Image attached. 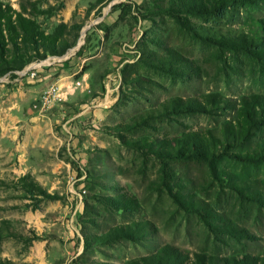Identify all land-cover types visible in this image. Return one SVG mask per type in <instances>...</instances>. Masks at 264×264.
I'll use <instances>...</instances> for the list:
<instances>
[{
  "label": "rangeland",
  "instance_id": "rangeland-1",
  "mask_svg": "<svg viewBox=\"0 0 264 264\" xmlns=\"http://www.w3.org/2000/svg\"><path fill=\"white\" fill-rule=\"evenodd\" d=\"M0 2L45 11L33 18L47 33L66 24L72 44L50 56L59 59L49 65V55L30 62L47 61L35 78L18 79L0 66V264H129L168 247L187 255L189 264L197 255L260 264L264 162L243 157L264 146V126L211 163L162 161L149 150L157 139L186 131L221 137L234 115L165 111L167 101L264 96V63L200 37L245 34L254 50L264 48V0L179 19L157 0ZM181 21L195 25L197 34ZM170 50L192 61L198 74L175 75L153 64ZM52 68V75L42 71ZM54 86L59 98L44 107ZM28 176L34 186L23 183ZM121 189L134 206L108 201ZM176 193L208 204L214 223L209 214L180 206ZM134 224H144V234L115 235Z\"/></svg>",
  "mask_w": 264,
  "mask_h": 264
},
{
  "label": "trees",
  "instance_id": "trees-1",
  "mask_svg": "<svg viewBox=\"0 0 264 264\" xmlns=\"http://www.w3.org/2000/svg\"><path fill=\"white\" fill-rule=\"evenodd\" d=\"M246 1L257 2L258 0H157L158 8L163 9L166 14L180 18V13H191L204 16L209 13L218 12L225 6ZM22 6L21 10L14 9L11 5L0 2V66H6V72L18 70L21 71L34 60H42L47 56L63 55L72 44L66 39L67 25L61 24L53 33H47L37 22L34 15L47 14L34 8V12ZM186 30L193 31L197 34L195 25L189 21H181ZM199 37V35H197ZM203 40L214 42L222 49L232 53H244L253 56L254 59L264 63V48L254 50L251 36L238 33H226L225 35H200ZM199 37V38H200ZM261 39L256 44H260ZM261 45V44H260ZM153 64L165 69L167 72L175 75L196 76L198 73L197 66L192 61L184 59L175 51L170 50L167 56L153 57ZM20 64V65H17ZM22 64V65H21ZM27 65V66H26ZM14 66V67H12ZM21 66V67H20ZM26 66V67H25ZM24 67V68H23ZM21 69V70H19ZM15 72V71H14ZM16 76V75H15ZM170 103L172 106H170ZM164 110H181L192 111L204 110L207 113L228 112L233 110L234 115L231 119L226 120L221 129V137L214 135L212 132L203 133L201 131H186L182 135L173 138L157 139V145L149 150L158 159L165 161L167 159L176 160H196L213 162L222 155L227 154V150L234 143L240 145L246 143L253 135L254 130L264 126V96L252 95L244 96L237 102H230L220 94H210L203 98L190 100L173 99L163 104ZM245 160L253 163L264 162V146H257L252 152L246 153L243 157ZM26 177L23 183L28 186L32 185ZM255 194V193H254ZM174 200L186 210L198 213L209 214L214 223L217 218L208 204L195 195L173 194ZM108 201H114L120 209L132 207L135 205V199L122 191L117 193L115 199L107 198ZM211 223V224H213ZM212 226V225H211ZM145 226L130 225L120 229L115 235L128 234L131 237L144 234ZM126 236V235H123ZM204 257L197 255L192 264H258L256 261H247L239 263L236 261H226L216 259L202 260ZM191 260L181 251L174 247H168L160 250L152 258H145L141 261H131L129 264H189ZM4 264H11L5 262ZM264 264V259L260 261Z\"/></svg>",
  "mask_w": 264,
  "mask_h": 264
},
{
  "label": "built area",
  "instance_id": "built-area-1",
  "mask_svg": "<svg viewBox=\"0 0 264 264\" xmlns=\"http://www.w3.org/2000/svg\"><path fill=\"white\" fill-rule=\"evenodd\" d=\"M58 59L59 58H53V57L49 56L48 57V65L52 63L50 61H57ZM46 62L45 61H35V62L31 63L29 66H27L26 68H24L23 70L15 71L13 73L17 76L18 79H22L25 77L35 78L38 75L37 69L45 67ZM10 75H11V73L5 75V79H7L8 82L10 80L9 79ZM10 82H13V81H10ZM58 92H59V90L57 87L55 90H49V93L45 94L43 97V106L44 107L51 106V103H53L56 99L59 98Z\"/></svg>",
  "mask_w": 264,
  "mask_h": 264
},
{
  "label": "crops",
  "instance_id": "crops-1",
  "mask_svg": "<svg viewBox=\"0 0 264 264\" xmlns=\"http://www.w3.org/2000/svg\"><path fill=\"white\" fill-rule=\"evenodd\" d=\"M53 69H54V68H52V69L49 70V71H46V70L43 69L42 71H45V72H46V76H48V75H52L51 72H53V71H52Z\"/></svg>",
  "mask_w": 264,
  "mask_h": 264
},
{
  "label": "bare ground",
  "instance_id": "bare-ground-1",
  "mask_svg": "<svg viewBox=\"0 0 264 264\" xmlns=\"http://www.w3.org/2000/svg\"><path fill=\"white\" fill-rule=\"evenodd\" d=\"M55 89H56V87L54 86V87H51L50 90H55ZM48 93H49V91H48ZM48 93H46V94H48Z\"/></svg>",
  "mask_w": 264,
  "mask_h": 264
}]
</instances>
